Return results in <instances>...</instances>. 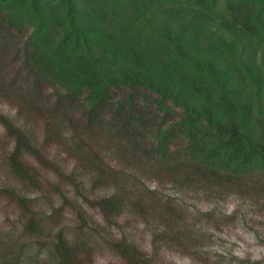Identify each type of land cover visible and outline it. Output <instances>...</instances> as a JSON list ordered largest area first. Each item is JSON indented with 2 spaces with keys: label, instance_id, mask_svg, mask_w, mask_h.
Returning <instances> with one entry per match:
<instances>
[{
  "label": "trees",
  "instance_id": "trees-1",
  "mask_svg": "<svg viewBox=\"0 0 264 264\" xmlns=\"http://www.w3.org/2000/svg\"><path fill=\"white\" fill-rule=\"evenodd\" d=\"M0 99V264L208 261L173 192L264 208V0H0Z\"/></svg>",
  "mask_w": 264,
  "mask_h": 264
},
{
  "label": "rangeland",
  "instance_id": "rangeland-1",
  "mask_svg": "<svg viewBox=\"0 0 264 264\" xmlns=\"http://www.w3.org/2000/svg\"><path fill=\"white\" fill-rule=\"evenodd\" d=\"M9 111L12 113L11 106L3 104L0 99V113L7 114ZM12 142L0 120V188L4 185L9 186L15 183L14 177L10 174L5 162V156L10 151ZM48 147H46V150H51L50 158H52L57 149L54 148L52 150ZM29 163L40 169V164L36 160L31 158ZM44 171H41L39 179L42 180L43 188L47 190L44 185L47 179L46 173H43ZM157 185L159 184L155 183L152 186L156 187ZM163 186L162 193L165 196L169 195L171 193V185L166 183ZM173 195L176 197L177 203L179 202L177 206L178 212L184 213L187 221H189L187 223L192 221L195 223L196 226L193 228V233L204 239L202 248L208 252V255L204 253L199 254L198 257L201 259L206 257L208 261L198 260L197 256L196 258H191L176 249L163 250L161 245L157 252L156 246L150 239V229L146 225L137 226L140 228L137 235L142 247L141 250L149 258L154 259L155 264H232L236 260L241 261L242 264H264V208L262 210L258 204L233 195L225 196L224 201H221L222 203L207 202L203 195L192 196L193 194H188L187 196H181L174 192ZM180 202H182V205L185 204L186 207L180 206ZM0 203L4 206L9 203V200L0 198ZM179 209L181 210L179 211ZM210 210L233 216L234 222L225 223L220 215H217V221H209L205 218L199 221L195 220L201 212ZM4 211L8 213L7 208ZM94 215V223L97 226H104L99 218L100 215L97 212ZM67 217L68 215L64 216V219ZM64 225L70 226L71 221L64 222ZM91 263L124 264L119 258L110 254H97L96 257H92Z\"/></svg>",
  "mask_w": 264,
  "mask_h": 264
}]
</instances>
